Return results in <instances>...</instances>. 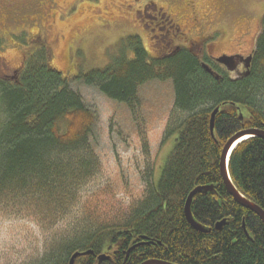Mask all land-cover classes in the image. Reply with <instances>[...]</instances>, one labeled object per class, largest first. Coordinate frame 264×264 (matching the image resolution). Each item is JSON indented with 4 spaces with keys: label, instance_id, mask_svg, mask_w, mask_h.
<instances>
[{
    "label": "trees",
    "instance_id": "trees-1",
    "mask_svg": "<svg viewBox=\"0 0 264 264\" xmlns=\"http://www.w3.org/2000/svg\"><path fill=\"white\" fill-rule=\"evenodd\" d=\"M261 24L264 35V14ZM123 43L130 57L122 54L76 80L130 109L139 87L170 81L173 107L184 118L167 129L163 141L176 134L173 146L140 209L119 225L75 231L47 252L44 264H67L76 251L93 254L74 264H98L99 255L110 257L99 264L153 259L169 264H264V224L233 201L219 171L222 148L234 133L264 131V49L257 46L250 77L233 83L224 72L216 81L184 50L151 58L137 38ZM42 47L26 57L16 82L0 81L5 116L0 128V205L35 212L39 223H53L74 208L94 171L89 138L95 116L70 89L69 80L54 70ZM216 107L220 110L212 139L209 116ZM234 149L227 166L230 181L264 212V140L249 138ZM204 186L213 189L193 197L190 211L194 221L209 229L206 234L193 230L183 215L189 193ZM221 221L225 226L216 231Z\"/></svg>",
    "mask_w": 264,
    "mask_h": 264
},
{
    "label": "rangeland",
    "instance_id": "rangeland-1",
    "mask_svg": "<svg viewBox=\"0 0 264 264\" xmlns=\"http://www.w3.org/2000/svg\"><path fill=\"white\" fill-rule=\"evenodd\" d=\"M21 1L1 0L0 81L9 80L4 76L21 70L26 57L44 46L51 66L69 80L70 89L95 116L89 138L94 171L69 213L53 223H39L35 212L0 205V264H44L47 252L75 231L119 225L140 209L173 146L176 134L163 141L167 129L172 121L184 118L173 107L170 81L155 80L139 87L130 109L76 78L109 66L122 54L130 57L123 42L132 36L151 58L162 55L151 42L152 27H144L142 4L147 5L148 15L154 8L158 18L167 16L188 37L185 42L168 37L165 43L175 38L170 47L196 45L214 31L217 37L225 34L214 44L215 51L230 53L238 49L243 29H256L264 0H49L45 20L33 24L8 13V5H27V17L32 18L33 0ZM193 18L202 20L197 29ZM4 122L0 105V128Z\"/></svg>",
    "mask_w": 264,
    "mask_h": 264
},
{
    "label": "flooded vegetation",
    "instance_id": "flooded-vegetation-1",
    "mask_svg": "<svg viewBox=\"0 0 264 264\" xmlns=\"http://www.w3.org/2000/svg\"><path fill=\"white\" fill-rule=\"evenodd\" d=\"M28 0H22L21 2H27ZM46 1L49 0H33L32 3H34V9H33V17L29 18L27 17V5H21L18 6V4L16 5H8L9 10L8 13L11 14V17H14L15 15H18L21 20H23L24 22H28L29 24H33V22H38V21H44L46 16H43L44 12L47 9V5H46ZM153 6L154 3H152ZM0 5H1V0H0ZM142 10V16H143V22L145 23L144 27H146L147 29H149V27L151 26L152 29L148 31V33H150L151 35V42L153 44H157V47H159V50L156 53L162 54V55H166V53H175L176 51H181L184 50L186 52L191 53L193 56H195L197 58V61L200 63H204L207 66H210V68L217 73L218 75L221 76V78L223 77L221 72H224L227 75V78L230 82H243V80L247 79L250 77L251 73H252V68H253V63L254 60L256 59V53L257 52V46H258V50L259 49H264V35H263V28H262V24H261V18L256 22V26L254 28V30L251 31H246V29H243V31L241 32L238 40V49L236 51L233 52H226V51H219L216 52V43H219V41H222V39L224 38L225 34L222 32V34L217 37L216 34L218 32H212L211 34L206 35L207 37L201 39V41H197L196 45H194L193 43L191 45H186V46H176V47H170L171 43L174 44V39L177 38V40H180L181 42H185L186 40H188V37L181 32L179 26L175 23L172 24V21H170L169 18H166V20L168 21L167 23L162 22L161 20L164 18H158L157 15L159 14V11H155V9H152V14L148 15L149 13H146V9H147V5L146 4H142L141 5ZM139 8V7H138ZM1 9V7H0ZM139 9L137 11H134L135 13L138 12ZM192 24L195 25V29L199 28L197 26H199V24L201 23L202 20H198V19H192ZM175 37L174 39L172 38L170 41H168V43H165L169 38L168 37ZM248 36V37H247ZM244 38V39H243ZM208 39V40H207ZM224 40V39H223ZM188 42V41H187ZM197 50V51H195ZM260 51V50H259ZM220 55H243L244 57H248L251 56L252 59V63H251V67H250V75L247 78H243L240 81H233V79H231V76L229 75V73H226V71L224 70V68L219 65L215 60L220 57ZM260 53H259V60H260ZM201 65V63H200ZM240 70V69H239ZM264 71V67L262 69ZM241 71V70H240ZM20 69L19 70H14V73L12 74L13 76H4L9 83H14L16 82V79L18 78V75L20 74Z\"/></svg>",
    "mask_w": 264,
    "mask_h": 264
},
{
    "label": "water",
    "instance_id": "water-1",
    "mask_svg": "<svg viewBox=\"0 0 264 264\" xmlns=\"http://www.w3.org/2000/svg\"><path fill=\"white\" fill-rule=\"evenodd\" d=\"M251 59H252L251 56L244 57L243 55L241 56L240 55H230V56L220 55V57H218L215 61L224 68L226 73H229L233 81H237V80L240 81L243 78H247L250 75L249 71H250V67L252 63ZM200 63L205 73L211 75L218 82L221 80V76L215 73L210 68V66H207L206 64L202 62ZM219 110L220 108L216 107L209 116L210 117L209 128H210V135L212 139L214 138L213 125H214L215 115L219 112ZM239 116H240L239 117L240 121H242L243 119L242 114L240 113ZM256 137L264 140V131L259 128H256V129L250 128V129H245V130H241V131L234 133V135L230 137V139L224 144L222 148L223 150L219 157V160H220L219 161V171H220L221 180L225 186V190L230 195V197L233 199V201L236 204H239L242 208L246 209L247 211L249 210L250 212L254 213L264 224V212L260 208H258L255 204L250 202L249 200L247 201L240 194V192L236 191L232 181H230L229 172L227 171L229 157L232 151L234 150L235 146L245 141L246 139L256 138ZM212 189L213 188L211 186L196 187L193 189V191L189 193V196L187 197L184 203L185 206L183 210V215L185 216L186 221L189 224V226L192 227L193 230H196L198 232L205 233V234L206 232H208L209 229L207 228L205 229L203 226H201L196 221H194L193 216H191V211H190L191 202L193 200V197H195L197 194L212 191ZM223 226H225V221L216 223L214 229L216 231L217 230L219 231L222 229ZM133 249H134V246L128 249L126 253V257L132 252ZM91 254H93L91 251H87V252L76 251L69 257L67 264H74L77 258L87 257V255H91ZM109 258L106 257L105 255H99L96 261L99 264V262L109 260ZM142 264H169V263L161 262V261H157L153 259V260L144 261Z\"/></svg>",
    "mask_w": 264,
    "mask_h": 264
},
{
    "label": "bare ground",
    "instance_id": "bare-ground-1",
    "mask_svg": "<svg viewBox=\"0 0 264 264\" xmlns=\"http://www.w3.org/2000/svg\"><path fill=\"white\" fill-rule=\"evenodd\" d=\"M235 150V149H234Z\"/></svg>",
    "mask_w": 264,
    "mask_h": 264
}]
</instances>
